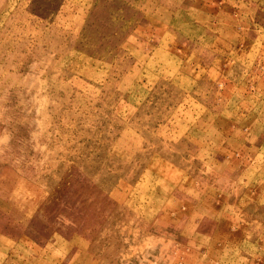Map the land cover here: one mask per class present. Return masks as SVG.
<instances>
[{
	"label": "rangeland",
	"instance_id": "obj_1",
	"mask_svg": "<svg viewBox=\"0 0 264 264\" xmlns=\"http://www.w3.org/2000/svg\"><path fill=\"white\" fill-rule=\"evenodd\" d=\"M0 264H264V0H0Z\"/></svg>",
	"mask_w": 264,
	"mask_h": 264
}]
</instances>
